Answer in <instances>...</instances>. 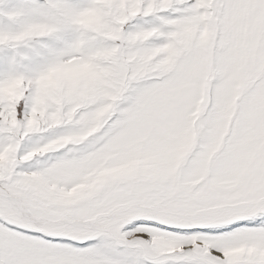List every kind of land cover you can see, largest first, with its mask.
<instances>
[{
  "label": "snow or ice",
  "instance_id": "snow-or-ice-1",
  "mask_svg": "<svg viewBox=\"0 0 264 264\" xmlns=\"http://www.w3.org/2000/svg\"><path fill=\"white\" fill-rule=\"evenodd\" d=\"M0 264H264V0H0Z\"/></svg>",
  "mask_w": 264,
  "mask_h": 264
}]
</instances>
